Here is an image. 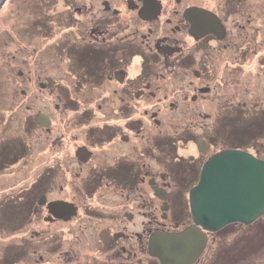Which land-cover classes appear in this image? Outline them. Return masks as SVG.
<instances>
[{
    "label": "flooded vegetation",
    "instance_id": "obj_1",
    "mask_svg": "<svg viewBox=\"0 0 264 264\" xmlns=\"http://www.w3.org/2000/svg\"><path fill=\"white\" fill-rule=\"evenodd\" d=\"M32 1L26 28L60 56L56 81L39 89L57 102L33 118L39 144L29 117L21 136L0 133V160L15 161L0 167V259L29 237L81 232L106 264H160L150 238L196 228L205 240L188 264H264V214L211 232L189 199L223 152L264 162V0ZM54 202L73 213L53 217ZM6 203L27 210L15 228ZM34 221L58 232L28 230Z\"/></svg>",
    "mask_w": 264,
    "mask_h": 264
},
{
    "label": "rangeland",
    "instance_id": "obj_2",
    "mask_svg": "<svg viewBox=\"0 0 264 264\" xmlns=\"http://www.w3.org/2000/svg\"><path fill=\"white\" fill-rule=\"evenodd\" d=\"M32 2V0H4L0 5V133L4 136L8 134V138L21 136L20 127L24 119L29 117L31 128H29L28 141L31 145H35L39 144V139L47 136L33 122L34 116L40 112L53 116V105L57 102L49 95L50 90L41 91L39 84L46 83L47 79L56 81L60 73L57 70L60 56L54 50L42 48L39 38L33 36L26 28L25 22L33 12ZM2 119L5 121L2 122ZM17 153H21L19 148L15 150V155ZM18 157L16 155L14 160ZM10 162L0 160V167ZM14 163L15 161L11 162V165L14 166ZM36 164L34 160L33 165ZM37 190L38 187L30 190L25 200L26 206H31ZM6 204L3 213L6 225L9 229L15 228L21 224V216L27 210H22L21 204ZM35 223L32 222L28 230L36 231L38 226L36 227ZM58 228L44 223L39 224L38 227L43 230V235L57 233ZM85 234L80 232L77 242L75 240L63 242L60 239L57 242L54 237L39 241L29 237L31 241L28 242L26 250L5 252L0 264L108 263L109 260L106 261L102 251L96 253L98 246L91 245L92 250L88 249L87 241L90 240L88 239L90 236L87 235V240Z\"/></svg>",
    "mask_w": 264,
    "mask_h": 264
},
{
    "label": "water",
    "instance_id": "obj_3",
    "mask_svg": "<svg viewBox=\"0 0 264 264\" xmlns=\"http://www.w3.org/2000/svg\"><path fill=\"white\" fill-rule=\"evenodd\" d=\"M4 0H0V5ZM40 124L47 123L41 115ZM193 221L211 232L239 222L251 223L264 214V162L237 151L223 152L211 159L202 171L199 183L189 194ZM53 217L73 213L70 205H48ZM62 215H56L55 212ZM205 237L196 228L184 232L156 233L149 240V252L160 264H188L198 255Z\"/></svg>",
    "mask_w": 264,
    "mask_h": 264
}]
</instances>
